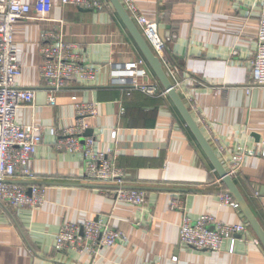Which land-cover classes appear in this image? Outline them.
<instances>
[{"label":"crops","instance_id":"crops-1","mask_svg":"<svg viewBox=\"0 0 264 264\" xmlns=\"http://www.w3.org/2000/svg\"><path fill=\"white\" fill-rule=\"evenodd\" d=\"M132 1L157 23L164 55L175 69V91L220 161L221 147L257 150L233 181L264 230V89H247L264 0ZM35 16L18 21L12 32L20 67L15 83L34 91L33 103L19 108L15 121L45 128L31 163L34 179L21 180L25 187H44L45 200L37 209L0 204V264H264V248L240 209L219 204L225 187L216 183L217 173L150 67L138 83L155 85L159 94L153 97L139 90L127 95L128 85L111 77L109 64L142 57L112 6L92 11L52 0L51 22ZM57 21L74 55L99 70L91 83L74 81L54 94L40 73V35ZM52 94L54 106L48 104ZM76 103H95L86 137L94 138L95 152L116 156L124 187L145 193L144 208L115 202L107 192L112 186L86 181L80 153L56 148L59 131L74 123ZM173 198L192 220L212 215L223 224L247 225V232L215 252L181 246L182 211L170 210ZM88 220L121 231L126 242L100 250L96 258L54 250L62 224Z\"/></svg>","mask_w":264,"mask_h":264},{"label":"built area","instance_id":"built-area-1","mask_svg":"<svg viewBox=\"0 0 264 264\" xmlns=\"http://www.w3.org/2000/svg\"><path fill=\"white\" fill-rule=\"evenodd\" d=\"M120 2L152 53L159 59L166 77L172 84L175 69L164 55L165 45L159 35L157 23L146 19L132 0ZM62 3L92 11H100L111 6L108 0H62ZM51 8L52 0H37L34 5H29L23 0H0V204L9 209L24 207L37 209L45 200L44 187L29 186L28 196V187L7 181L16 179L33 181L31 163L38 146L42 143L45 130L36 124L21 125L15 121L17 110L33 103L34 91L19 87L15 83V79L20 74V67L17 51L13 45V28L18 21L29 18L32 12L36 15L34 20L51 22L47 19ZM52 23L56 24V27L43 30L40 35L42 43L40 53L43 58L40 73L46 85L56 94L74 81L91 83L99 70L98 67L81 62L73 53L74 46L63 34L62 23L60 21ZM109 66L111 77L115 82L124 81L125 85H128L127 95L132 90H139L152 97L159 94L155 85L138 83L139 79L148 78L149 66L143 56L125 64L111 63ZM250 73L251 83L247 89L250 87L264 89V4L259 13L256 51ZM173 87L175 89L174 85ZM164 94L167 92L165 91ZM71 100L76 101L77 98L71 97ZM48 104L50 106L56 104L55 95L52 94ZM123 112L121 109L120 113ZM96 113L95 103H76L74 123L71 127L59 131L62 140L57 143L56 148L71 154L80 153L86 181L112 186L113 189H107V192L112 194L115 202L144 208L145 193L124 187L125 175L116 164V156L110 151L95 152L94 138L83 137L89 128L88 119L93 118ZM49 134L55 136L57 131L50 128ZM220 153L224 157L221 163L232 179L238 176L246 158L258 155L256 149H248L245 146H237L231 151L221 147ZM260 155H264V145ZM216 183L219 186L223 185L219 178ZM219 204L238 209L237 203L229 194H220ZM169 208L182 211L179 225L181 246L198 251L215 252L221 249L225 241L233 243L236 236H242L247 232V225L223 224L212 215H202L192 220L184 214L183 206L176 198L171 200ZM126 240L124 233L110 228L108 224L88 220L82 224H62L54 237L53 248L57 252L71 251L96 258L100 250L124 243ZM172 261L176 262L177 257H173Z\"/></svg>","mask_w":264,"mask_h":264},{"label":"water","instance_id":"water-1","mask_svg":"<svg viewBox=\"0 0 264 264\" xmlns=\"http://www.w3.org/2000/svg\"><path fill=\"white\" fill-rule=\"evenodd\" d=\"M108 1L111 4L114 11L116 12V14L118 15L121 22L123 23L124 27L128 31L136 47L138 48V50L140 51V53L146 60L148 66L154 73L156 79L158 80V82L160 83L164 91L167 92V95L170 97L171 101L173 102L180 116L184 120L186 126L189 128L192 135L196 139L197 143L201 147L202 151L205 153L206 157L208 158L209 162L211 163L212 167L217 173L218 178L221 179V182L223 186L225 187L224 191L222 192L225 194H229L234 199V201L238 205V208L244 215L251 230L255 234L259 243L264 248V230L262 226L260 225L256 217L250 210L243 196L241 195L238 188L236 187L233 179L227 175L225 168L223 167L218 156L216 155V153L214 152V150L212 149L208 141L205 139L203 133L201 132L198 125L196 124L195 120L192 118L185 104L183 103V101L181 100L177 92L175 91L171 82L166 77L159 59L152 53L149 46L147 45L142 35L140 34L139 30L137 29L135 24L132 22V20L127 15L121 2L119 0H108ZM91 134H92L91 130H86L85 133L83 134V137L89 136ZM7 182H12V183L21 184V185L25 184L22 181H7ZM27 184L33 185V183H28V182ZM108 188H111V187H108ZM129 189H132V188H129ZM174 191L186 192V190H179V189L174 190ZM27 195L28 196L30 195L29 187L27 189Z\"/></svg>","mask_w":264,"mask_h":264}]
</instances>
